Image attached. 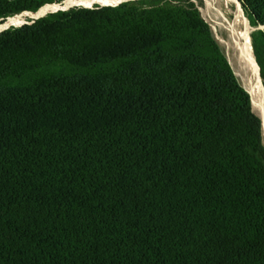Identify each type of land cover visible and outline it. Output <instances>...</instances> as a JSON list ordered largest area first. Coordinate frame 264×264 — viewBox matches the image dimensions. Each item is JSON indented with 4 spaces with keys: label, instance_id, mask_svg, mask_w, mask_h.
Segmentation results:
<instances>
[{
    "label": "trees",
    "instance_id": "obj_1",
    "mask_svg": "<svg viewBox=\"0 0 264 264\" xmlns=\"http://www.w3.org/2000/svg\"><path fill=\"white\" fill-rule=\"evenodd\" d=\"M63 1L0 0V28ZM238 1L264 85V0ZM11 27L0 264H264L262 121L192 0Z\"/></svg>",
    "mask_w": 264,
    "mask_h": 264
},
{
    "label": "rangeland",
    "instance_id": "obj_2",
    "mask_svg": "<svg viewBox=\"0 0 264 264\" xmlns=\"http://www.w3.org/2000/svg\"><path fill=\"white\" fill-rule=\"evenodd\" d=\"M65 1H68V0H64L63 3ZM126 1H128V2H126ZM135 1H138V0H133V1L125 0V1L120 2V4L119 3L118 4L121 5L124 3L135 2ZM192 1L197 5L203 19L210 25L211 30L213 32V35H214L216 41L218 42V44L220 45V47L223 49L224 53L226 54L227 59L231 65L235 75L238 77L241 84L246 86L248 84L249 80H248V73L243 69V67L241 65L242 59H241V54L239 51V47H240L239 43L241 42V38H240L241 35L236 28V23L234 20L236 12L240 16L238 28H240V29L244 28L245 29L247 36L249 38V42L251 44L250 33L253 31V29L250 27L248 21L243 20L242 15H241L237 5L233 0H232V2H229V3H226L223 0L218 1V2L215 0H213V1L210 0V2L208 4L205 3V0H192ZM71 4L75 5V6L72 8H68V10H66V11H69L72 9L94 10L97 8L109 7L110 5H114V4H102L100 2H97V0H73L71 2ZM206 7H207V9H206ZM66 11H62V12H66ZM53 13H56V12H53ZM53 13L47 12L46 16L48 14H53ZM11 18H13V17H11ZM31 21H32V19L29 18V19H27V21L25 23L29 24V23H31ZM229 22L231 23V25H233L232 31L235 30L234 40L230 37L229 32L224 27L225 23H229ZM25 23L18 26V27L26 25ZM234 26L236 29L234 28ZM18 27H11V28H18ZM251 49H252V47H251ZM252 54H253V52H252ZM253 57H254V55H253ZM254 68H255V66H254ZM263 139H264V135H263Z\"/></svg>",
    "mask_w": 264,
    "mask_h": 264
},
{
    "label": "bare ground",
    "instance_id": "obj_3",
    "mask_svg": "<svg viewBox=\"0 0 264 264\" xmlns=\"http://www.w3.org/2000/svg\"><path fill=\"white\" fill-rule=\"evenodd\" d=\"M72 1L73 0H70L65 6H62V7H56V6L47 7L44 10H42L40 13H38L36 17H40V16L46 15L47 11H51L53 13V12L58 11L59 9L72 8V7L75 6V5L71 4ZM122 1H125V0H119V2H117V0H97V2H100L102 4H118V3L122 2ZM130 1H133V0H130ZM215 1L218 2V1H221V0H215ZM223 1L226 2V3L232 2V0H223ZM126 2H128V1H126ZM209 2H210V0H205V3L208 4ZM206 9H207V7H206ZM234 20H235V23H236V28L239 31L240 35H241L240 36L241 42L239 43V45H240L239 51H240L241 59H242L241 65H242L243 69L248 73L249 82L246 85V87L250 90V93H251V96H252V99H253V107L255 108V110L259 114V116L262 118L263 132H264V88L262 86V83H261V80H260V77H259V74H258V69H257V66L255 64V60H253L252 49H251V45H250L247 33H246L244 28L243 29L242 28L241 29L238 28L240 16L238 15L237 12L235 14V19ZM24 23H25L24 21H9L4 26H2L0 28V32H2L3 30L7 29L10 26L18 27V26H20V25H22ZM224 27L229 32L230 37L234 40V38H235V30L232 31L233 30V25H231V23L229 22V23H225ZM234 28H235V26H234ZM254 66H255L256 70H255Z\"/></svg>",
    "mask_w": 264,
    "mask_h": 264
},
{
    "label": "water",
    "instance_id": "obj_4",
    "mask_svg": "<svg viewBox=\"0 0 264 264\" xmlns=\"http://www.w3.org/2000/svg\"><path fill=\"white\" fill-rule=\"evenodd\" d=\"M233 1L236 3V5H237V7H238V9H239V11H240V13H241V15H242L243 20H244V21H247L246 18L244 17V14H243L242 9H241L240 2H239L238 0H233ZM62 3H63V2H62ZM62 3H55V4H51V5H46V6L42 7V8H40V9H39L37 12H35V13H33V12H22V13L16 15L15 17H17V16H22V15H26V14H30V15H33V16H34V18H31V19H32L31 23H33L34 21H36V20H38V19H41V18H43V17L46 16V15H44V16L36 17L37 14L40 13L45 7H47V6H60ZM119 4H120V3H119ZM119 4H114V5H110V6H112V7H116V6H118ZM66 10H68V9H59L58 11H66ZM58 11H56V12H58ZM13 18H14V17H13ZM9 19H10V18H8L5 22H7ZM5 22H3V23H1V24H4ZM25 24H27V23H25ZM8 29H10V28H8ZM8 29L3 30L2 32L6 31V30H8ZM2 32H0V34H1ZM250 45H251V44H250ZM254 60H255V59H254ZM255 64H256V62H255ZM256 66H257V64H256ZM257 68H258V66H257ZM258 74H259V77H260V80H261L262 86H263V88H264L263 81H262V78H261V76H260L259 68H258ZM242 86H243V88L247 91V93H248L249 96H250L251 103H252V109H253V99H252V96H251L250 90H249L246 86H244L243 84H242ZM253 111H254V110H253ZM254 113H255V112H254ZM258 116H259V115H258ZM259 117H260V116H259ZM260 119H261V121H262V118H261V117H260ZM262 132H263V123H262ZM263 135H264V132H263Z\"/></svg>",
    "mask_w": 264,
    "mask_h": 264
},
{
    "label": "snow or ice",
    "instance_id": "obj_5",
    "mask_svg": "<svg viewBox=\"0 0 264 264\" xmlns=\"http://www.w3.org/2000/svg\"><path fill=\"white\" fill-rule=\"evenodd\" d=\"M117 2H119V0H117Z\"/></svg>",
    "mask_w": 264,
    "mask_h": 264
}]
</instances>
